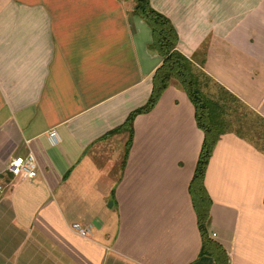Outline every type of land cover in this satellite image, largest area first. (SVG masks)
I'll return each instance as SVG.
<instances>
[{"label": "crops", "instance_id": "crops-1", "mask_svg": "<svg viewBox=\"0 0 264 264\" xmlns=\"http://www.w3.org/2000/svg\"><path fill=\"white\" fill-rule=\"evenodd\" d=\"M150 5L172 23L204 95H230L264 119V0ZM132 9L0 0V264H214L200 254L188 192L203 132L186 93L172 83L134 117L124 162L127 132L104 136L146 102L161 63ZM28 154L33 179L7 171ZM204 186L207 232L228 264H264V148L224 132Z\"/></svg>", "mask_w": 264, "mask_h": 264}, {"label": "trees", "instance_id": "trees-1", "mask_svg": "<svg viewBox=\"0 0 264 264\" xmlns=\"http://www.w3.org/2000/svg\"><path fill=\"white\" fill-rule=\"evenodd\" d=\"M132 13L143 19L151 32L150 48L161 57V63L152 75V87L146 102L130 111L124 122L106 135L127 132L123 162L131 144L133 120L137 114L149 112L157 103L162 92L175 84L187 95L194 106L196 125L203 132V140L188 185L191 203L196 214L197 227L201 236V255H208L214 264H228L224 247L214 241L207 232L211 199L204 186V175L212 150L220 135L229 131L219 101L209 99L200 89L199 76L193 71L190 60L176 49L178 35L170 20L152 8L150 0H131ZM122 162V163H123Z\"/></svg>", "mask_w": 264, "mask_h": 264}, {"label": "rangeland", "instance_id": "rangeland-1", "mask_svg": "<svg viewBox=\"0 0 264 264\" xmlns=\"http://www.w3.org/2000/svg\"><path fill=\"white\" fill-rule=\"evenodd\" d=\"M218 101L223 106L222 114L227 128L235 130L257 146L264 148V119L230 95H225Z\"/></svg>", "mask_w": 264, "mask_h": 264}, {"label": "built area", "instance_id": "built-area-1", "mask_svg": "<svg viewBox=\"0 0 264 264\" xmlns=\"http://www.w3.org/2000/svg\"><path fill=\"white\" fill-rule=\"evenodd\" d=\"M54 135V130L49 132V136ZM7 171L13 176L33 179L37 174V163L34 156L31 154H28L24 157H15L9 161L7 165ZM72 228L82 236H86L89 232L87 227H81L76 223L72 225ZM212 236H215V233H212Z\"/></svg>", "mask_w": 264, "mask_h": 264}]
</instances>
